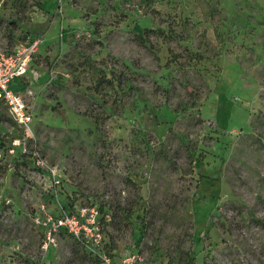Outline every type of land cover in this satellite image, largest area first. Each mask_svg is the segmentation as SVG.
I'll return each instance as SVG.
<instances>
[{
	"label": "rangeland",
	"instance_id": "374dc122",
	"mask_svg": "<svg viewBox=\"0 0 264 264\" xmlns=\"http://www.w3.org/2000/svg\"><path fill=\"white\" fill-rule=\"evenodd\" d=\"M25 36L34 119L26 136L0 102V264H103L67 236L41 250L53 191L105 210L111 264H264V0H0V50Z\"/></svg>",
	"mask_w": 264,
	"mask_h": 264
},
{
	"label": "built area",
	"instance_id": "2783aa9c",
	"mask_svg": "<svg viewBox=\"0 0 264 264\" xmlns=\"http://www.w3.org/2000/svg\"><path fill=\"white\" fill-rule=\"evenodd\" d=\"M41 44L40 39L25 36L23 41L14 45L12 49L0 50V102L5 106L9 117L24 130L26 136H30L32 132L34 115L22 88L24 77ZM22 145L21 154L30 159L35 168L46 170L50 185L59 188L63 179L60 171L47 165L34 141L29 147L26 141H23ZM50 197L49 209L42 204L34 217V222L41 232V250L51 251L61 237L67 236L98 263L111 264V254L106 248L103 228L108 216L100 211L99 206L93 203L77 205L68 198H60L57 191H53ZM138 260V257L132 254L125 257L121 264H135Z\"/></svg>",
	"mask_w": 264,
	"mask_h": 264
},
{
	"label": "trees",
	"instance_id": "16d2710c",
	"mask_svg": "<svg viewBox=\"0 0 264 264\" xmlns=\"http://www.w3.org/2000/svg\"><path fill=\"white\" fill-rule=\"evenodd\" d=\"M148 32H149V31H148ZM137 42H138L139 44H143V43H144L143 39L140 38V37L137 38ZM99 209H100V211H101L102 213H104L105 215H107V214L105 213V210H103V209L101 208V206H99Z\"/></svg>",
	"mask_w": 264,
	"mask_h": 264
}]
</instances>
